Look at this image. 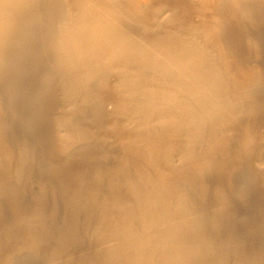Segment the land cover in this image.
<instances>
[{"label": "bare ground", "instance_id": "bare-ground-1", "mask_svg": "<svg viewBox=\"0 0 264 264\" xmlns=\"http://www.w3.org/2000/svg\"><path fill=\"white\" fill-rule=\"evenodd\" d=\"M208 3L194 28L173 7L131 27L125 1L0 0V264H264V54L233 41L264 50V0Z\"/></svg>", "mask_w": 264, "mask_h": 264}, {"label": "rangeland", "instance_id": "rangeland-1", "mask_svg": "<svg viewBox=\"0 0 264 264\" xmlns=\"http://www.w3.org/2000/svg\"><path fill=\"white\" fill-rule=\"evenodd\" d=\"M111 1L114 2V3L119 2V1H125V3L127 5H125L124 9L127 12V14L129 15V19L126 20V22L131 27H138L140 25V22L141 21H146L147 20V17L150 16V15H151V17H153L156 20H163L168 15V12L167 11L169 10V8H172V7L176 10V13L179 14L180 19H181V23H182L183 26H186L189 23L194 28H198L199 26H201L206 21L208 23H211V18H212V15H210V12H209L210 11V4L211 3H208L205 6H202L201 5L202 6L201 7V10L199 12H196L195 9L202 2V0H192L193 2H191L189 0L190 4L192 6H191V13L189 14L188 17H184V15L187 12L184 10L183 6L180 5V4H176V2H173V0H172L171 3L169 2L170 0H166V1L165 0H111ZM174 1L179 2V0H174ZM194 5H197V6L195 7ZM142 10H144L145 12H142ZM132 16H135V18L138 21L132 19ZM244 16H248V15H245L244 14ZM244 16L243 17L240 16V18L244 22H247L249 19L247 17H244ZM242 24H243V22H242ZM229 34H230V32H229ZM237 34H238V36L236 35L237 37L234 36L235 33H234L233 36L231 34L230 35L232 37H235V39L233 38V41H234V43L236 45L235 44L234 45L235 46H239V48H240V51H241V53H240V59L245 60L249 64L254 63V61L255 60L257 61V59H258L257 58V55H256V51H258L260 54H264V50L261 49L260 45L257 47L255 45H253L252 43H250L248 41L249 40V37L245 36L244 34L242 35L241 32L240 33L237 32ZM252 34H254L255 36H257L258 38L261 37L260 35H257L255 33H252ZM246 35H249V33H247ZM241 37L242 38H245L246 41L244 39H242ZM200 38H204V37H203V35L201 33L197 32L196 33V39L199 41ZM236 40H237V42H235ZM105 94H106V96H105L104 101L107 104H105L106 106L105 105L103 106V108L105 107L104 109L106 111L103 112L104 113V117H105V119L103 121L104 122V126L103 125L101 126L100 132L103 133L107 138L108 137H111L114 140L115 139L113 137L114 134L112 135L113 129H114L113 121L116 118L119 119L120 116H121V114H120V112L117 111V108L114 107V104L111 103L112 102L111 100H113V96L111 95V93H105ZM47 105H48V103L47 104H44L42 106L41 111L48 113V111L50 110V108L52 107V105H55V103L52 104L51 106H47ZM52 109H53V107H52ZM113 140L111 139L112 142H114ZM75 143L77 144L76 146L81 145V142H77V140H76V141H74L73 143H71L68 146L67 151L77 152L78 149H76V146H72ZM70 146H72V147H70ZM68 168H69V169H67L68 171L66 170L67 175H66V173L64 174L67 177V180H68V182L67 181L66 182L69 184V187L70 188L72 187L71 188L72 191L74 193H76V192H78L79 186H80L79 181H78V178L76 176L78 174V169L80 170V162L76 161V159H72V160H70L68 162ZM212 168H215V167L212 166L211 168L208 169L209 171H211V172H209V174H207L208 175V178L209 179H213V181L215 179L214 182H217L218 179H219V178H216L215 177V174L218 176L217 171H214L215 169H213V171H214V173H213ZM257 170L258 171H261L263 173V171L261 169H257ZM211 174H213L214 176L211 175ZM66 177H65V179H66ZM67 183H65V184H67ZM252 183H257V181L253 180ZM252 195H250L249 196V199H248V202L250 201L249 203H251V205L253 203L255 204V201L257 202L258 201L257 198L259 197L257 195V193H253ZM0 198H2V199H0L1 202H2V203H0V205L2 204V206H3V208H2V206H0V212L2 213L3 216L4 215L6 216V217L4 216V218H9L12 215L14 216L16 214L15 211L12 210V207L11 206L10 207L8 206V205L12 204V201H10V198L7 196V193H3V195L1 194L0 195ZM244 212H246V211H243V213ZM18 231H19V235L22 236V233L23 232L21 233L20 230H18ZM7 244L8 243L2 242V248L3 249L5 248L6 250H9L10 249V251H12L11 250L12 247L9 244L8 245ZM94 245L96 247H95V249L93 248L94 250L92 249V251L94 252L96 250L94 253L97 254V253L100 252V251H98L100 249H98L97 244H94ZM29 261H30L29 262L30 264H41V259H40V261H39V259L38 260L37 259H30Z\"/></svg>", "mask_w": 264, "mask_h": 264}]
</instances>
